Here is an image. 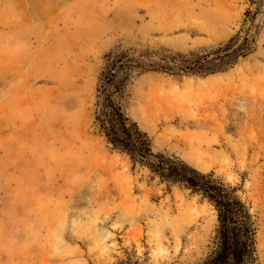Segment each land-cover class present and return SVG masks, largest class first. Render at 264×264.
<instances>
[{"label":"rangeland","instance_id":"obj_1","mask_svg":"<svg viewBox=\"0 0 264 264\" xmlns=\"http://www.w3.org/2000/svg\"><path fill=\"white\" fill-rule=\"evenodd\" d=\"M246 35L216 73L134 67L112 97L154 150L238 187L264 264V0H0V264L201 261L212 207L110 149L98 88L119 58L170 68Z\"/></svg>","mask_w":264,"mask_h":264},{"label":"trees","instance_id":"obj_2","mask_svg":"<svg viewBox=\"0 0 264 264\" xmlns=\"http://www.w3.org/2000/svg\"><path fill=\"white\" fill-rule=\"evenodd\" d=\"M247 35L235 48L228 46L222 55L209 60L191 53L182 57L179 64L170 68L157 64L145 68L142 60L119 58L112 68L103 71L98 91L101 100L97 102L93 123L97 132L114 150L128 158L132 167L138 165L147 170L150 178H157L167 189L173 186L197 196L201 202L212 207L216 216V226L209 253L199 262L191 264H257V225L255 217L244 200L238 196V187L225 183L211 171L205 172L183 158L153 149L148 134L130 120L112 95L121 96L128 70L134 67L146 70L166 71L173 75L207 76L220 71L215 61H224L227 57H244L252 51ZM127 69V70H126ZM164 69V70H162ZM121 70H126L122 78H117ZM120 79V80H119ZM119 264H140L123 262Z\"/></svg>","mask_w":264,"mask_h":264},{"label":"crops","instance_id":"obj_3","mask_svg":"<svg viewBox=\"0 0 264 264\" xmlns=\"http://www.w3.org/2000/svg\"><path fill=\"white\" fill-rule=\"evenodd\" d=\"M10 41V43H11V40H9ZM10 47H6V52H5V54H15L13 51H11L10 49H9Z\"/></svg>","mask_w":264,"mask_h":264},{"label":"water","instance_id":"obj_4","mask_svg":"<svg viewBox=\"0 0 264 264\" xmlns=\"http://www.w3.org/2000/svg\"><path fill=\"white\" fill-rule=\"evenodd\" d=\"M224 53H225V52H223L222 54H224ZM216 55H220V54H216ZM216 55H215V56H216Z\"/></svg>","mask_w":264,"mask_h":264}]
</instances>
